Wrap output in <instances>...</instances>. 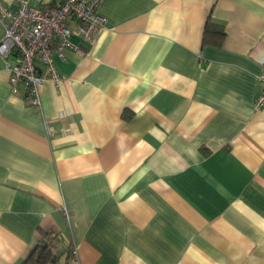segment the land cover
<instances>
[{
    "label": "crops",
    "instance_id": "0c3cea01",
    "mask_svg": "<svg viewBox=\"0 0 264 264\" xmlns=\"http://www.w3.org/2000/svg\"><path fill=\"white\" fill-rule=\"evenodd\" d=\"M99 11L107 27L69 36L39 106L0 59V264L45 234L64 264L72 243L79 264H264V0Z\"/></svg>",
    "mask_w": 264,
    "mask_h": 264
},
{
    "label": "built area",
    "instance_id": "2783aa9c",
    "mask_svg": "<svg viewBox=\"0 0 264 264\" xmlns=\"http://www.w3.org/2000/svg\"><path fill=\"white\" fill-rule=\"evenodd\" d=\"M15 7L0 1V59L9 72L12 93L23 88L28 105L39 106L41 88L45 81L57 85L60 75L53 57L64 58L66 47H75L69 41L76 34L92 43L107 27V19L99 11L102 0H60L45 3L39 8L29 0H14ZM261 90L255 107L264 106V71L258 75ZM65 219L69 216L63 208ZM67 264H79L78 246L70 244Z\"/></svg>",
    "mask_w": 264,
    "mask_h": 264
},
{
    "label": "trees",
    "instance_id": "16d2710c",
    "mask_svg": "<svg viewBox=\"0 0 264 264\" xmlns=\"http://www.w3.org/2000/svg\"><path fill=\"white\" fill-rule=\"evenodd\" d=\"M207 33V29H206ZM216 40L223 37L224 31L222 28L217 29ZM58 238L56 235L45 234L44 240L36 244L28 253L23 261V264H56L60 259V255L56 252V243ZM69 247L67 249L68 257ZM64 264V263H63Z\"/></svg>",
    "mask_w": 264,
    "mask_h": 264
},
{
    "label": "rangeland",
    "instance_id": "374dc122",
    "mask_svg": "<svg viewBox=\"0 0 264 264\" xmlns=\"http://www.w3.org/2000/svg\"><path fill=\"white\" fill-rule=\"evenodd\" d=\"M63 249H64V247L61 246L60 243H57V246H56V248H55V250L57 251V253H61V252L63 251ZM63 262H64V258H63V256L61 255V256H60V259H59V261H58V263H56V264H63Z\"/></svg>",
    "mask_w": 264,
    "mask_h": 264
}]
</instances>
